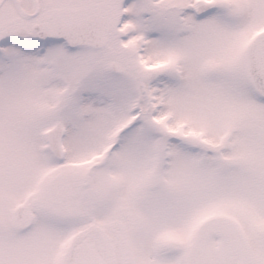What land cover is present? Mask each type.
Masks as SVG:
<instances>
[{
	"label": "snow or ice",
	"instance_id": "snow-or-ice-1",
	"mask_svg": "<svg viewBox=\"0 0 264 264\" xmlns=\"http://www.w3.org/2000/svg\"><path fill=\"white\" fill-rule=\"evenodd\" d=\"M0 264H264V0H0Z\"/></svg>",
	"mask_w": 264,
	"mask_h": 264
}]
</instances>
